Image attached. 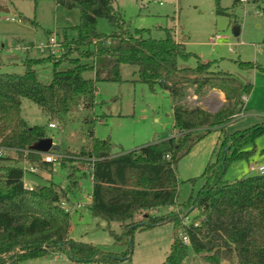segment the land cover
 I'll list each match as a JSON object with an SVG mask.
<instances>
[{
  "label": "trees",
  "instance_id": "obj_1",
  "mask_svg": "<svg viewBox=\"0 0 264 264\" xmlns=\"http://www.w3.org/2000/svg\"><path fill=\"white\" fill-rule=\"evenodd\" d=\"M114 1L54 0L58 6L79 11V23L72 27L74 37L63 33L59 56L25 59L22 75L0 72V149L17 156L0 155V264L61 254L77 263L118 264L130 259L134 232L165 222H172L174 229L162 264H182L188 247L205 264H264V175L254 174L232 183L224 181L226 169L254 154L255 140L264 134V122L234 132L226 129L241 114L242 97L250 93L251 85L228 73L212 71L211 63L199 59L194 68L179 67L177 61H186L191 54L175 41L174 30L166 29L165 38L160 40L144 38L145 30L129 28L114 10ZM216 6V12L223 14L218 1ZM98 18L108 22L111 34L97 31ZM44 62H50L52 67L48 84L37 80L33 68ZM63 63L70 67L58 69ZM122 65L136 68V82L158 86L169 93L175 134L171 132L136 150L112 153L109 140H99L89 132V141L77 154L56 158L68 170L65 189L53 183L37 189L25 187L24 170L18 164L23 159L37 161L40 154L30 147L48 138L49 121L62 120L63 115L78 108L92 107L95 83L122 82ZM238 66L255 67L249 62H238ZM255 68L264 72L260 66ZM88 71L92 79L83 77ZM188 86L199 96L207 90H218L225 102L214 113L199 106L184 107L180 101ZM22 99L39 108L48 119L46 126L26 124L20 117ZM212 131L219 135L212 159L201 174L203 184L182 204L186 212L178 208L162 214L161 209L176 207L178 160L193 143ZM247 146L251 148L247 150ZM76 163L89 168V214L105 224L120 225V234L111 231L110 235L125 247L123 252H105L69 239L70 216L61 203L73 204L69 198L80 190L78 175L84 173ZM194 210L199 216L191 224L181 225L180 220ZM180 227L188 238L187 244L179 237Z\"/></svg>",
  "mask_w": 264,
  "mask_h": 264
},
{
  "label": "rangeland",
  "instance_id": "obj_2",
  "mask_svg": "<svg viewBox=\"0 0 264 264\" xmlns=\"http://www.w3.org/2000/svg\"><path fill=\"white\" fill-rule=\"evenodd\" d=\"M218 6L223 14L216 12ZM234 0H115L114 10L118 11L126 25L131 29L145 30L143 37L160 40L165 38V30H174V39L181 42L191 57L178 60L179 67L194 68L197 59L202 63H211L212 71L230 74L242 83L251 85V91L243 96L244 108L232 122L228 123V132L249 128L264 122V15H255L257 7L252 4L233 3ZM264 3V0H262ZM264 9V5L259 4ZM24 18V19H23ZM79 23L77 9H65L55 4L54 0H0V72L22 75L25 71V59L41 58L36 47L46 44L50 35L61 41L63 33L68 38L75 35L72 27ZM238 28V35L233 29ZM96 29L102 34H111L112 28L103 18L96 21ZM33 45V46H31ZM28 47L29 51H24ZM56 56L60 55L56 49ZM90 62V60H84ZM238 62L252 63L254 68L243 69ZM70 67L63 63L58 69ZM36 78L48 84L52 77L50 62L34 67ZM122 82H96L94 103L90 108H78L63 115L62 120H51L54 128L46 127L47 137L59 147L58 152H49L57 156L77 154L89 141L88 133L99 140H109L112 153L120 150L132 151L143 145L168 137L173 130V101L169 93L158 86L148 87L136 82V68L131 65L121 66ZM83 77L92 79V72H84ZM223 94L215 89L207 90L201 96L194 95L193 87L184 90L180 104L184 107L199 106L214 113L224 104ZM20 117L28 126H46L48 119L39 108L27 99L20 101ZM218 132L207 133L193 143L190 151L176 164L178 196L176 207H166L162 214L179 210L186 212L182 204L195 194L203 184L201 174L212 159L218 140ZM251 146H247L249 150ZM256 152L247 159L233 162L225 171L224 181L235 182L254 175L250 166L258 165L263 158L264 134L255 140ZM1 156L17 158L12 151H3ZM21 160L18 164L24 170L25 187L39 188V185L53 183L65 189L67 168L61 167L54 160L50 165L42 161ZM13 164V162H11ZM83 170L79 179L80 190L70 201L81 203L76 212L69 213L70 228L68 237L72 241L91 244L110 253H121L124 246L117 244L110 232L120 234L118 223L102 225V221L92 217L87 209V197L91 193V179L88 165L76 163ZM199 216L197 210L180 220L181 225L191 224ZM180 227V232L181 233ZM173 223L165 222L156 227L136 231L132 237V254L129 260L118 264H162L172 243ZM58 255V254H57ZM19 264H97L92 262L77 263L65 254L45 256L22 261ZM182 264H205L195 255L190 247ZM224 264H227L224 262Z\"/></svg>",
  "mask_w": 264,
  "mask_h": 264
},
{
  "label": "built area",
  "instance_id": "obj_3",
  "mask_svg": "<svg viewBox=\"0 0 264 264\" xmlns=\"http://www.w3.org/2000/svg\"><path fill=\"white\" fill-rule=\"evenodd\" d=\"M238 3L246 5V4H252V5H256L257 7L254 10L255 15H264V9L259 7V4H263L262 0H237ZM60 45L56 39V37L52 34L49 36L48 41L46 44H39L36 49L38 50V52L42 55H51V56H56V49H59ZM29 48L25 47L24 51H27ZM49 128H54V124L53 123H49L48 124ZM3 152V149H0V155ZM43 156L42 161L44 163H52L54 160H56L57 156L53 153H45V154H40ZM250 171L253 172L254 174L257 175H264V163L263 164H258L255 167L254 166H250L249 167ZM29 189H32V187H28ZM81 207V203L79 202H75L73 204H68L66 202H62L61 203V208L67 212V213H71V212H75L77 211L79 208ZM179 237L181 239V241L184 244L188 243V238L185 234L180 233Z\"/></svg>",
  "mask_w": 264,
  "mask_h": 264
},
{
  "label": "water",
  "instance_id": "obj_4",
  "mask_svg": "<svg viewBox=\"0 0 264 264\" xmlns=\"http://www.w3.org/2000/svg\"><path fill=\"white\" fill-rule=\"evenodd\" d=\"M238 33H239L238 28L235 27L233 29V35L237 36ZM30 150L35 152V153L45 154V153H49L51 151L52 152H58L59 147L56 145H53L52 140L50 138H45V139L39 140L34 145H32L30 147Z\"/></svg>",
  "mask_w": 264,
  "mask_h": 264
},
{
  "label": "crops",
  "instance_id": "obj_5",
  "mask_svg": "<svg viewBox=\"0 0 264 264\" xmlns=\"http://www.w3.org/2000/svg\"><path fill=\"white\" fill-rule=\"evenodd\" d=\"M31 46H33V45H31ZM37 50V49H36ZM29 51V49L26 51V52H28ZM37 52H38V50H37ZM39 53V52H38ZM257 163L258 164H263L264 163V155H263V158L260 156L259 157V161H257ZM39 186H41L40 184H38ZM87 199H88V204L87 205H89L90 204V195L87 197ZM162 210V209H161ZM76 212V211H75ZM102 225H105V223L104 222H102Z\"/></svg>",
  "mask_w": 264,
  "mask_h": 264
}]
</instances>
